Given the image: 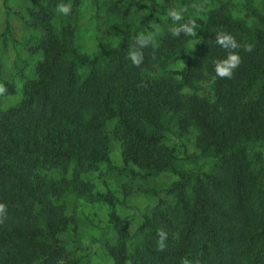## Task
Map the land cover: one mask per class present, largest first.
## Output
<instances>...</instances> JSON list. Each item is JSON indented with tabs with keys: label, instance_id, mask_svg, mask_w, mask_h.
Here are the masks:
<instances>
[{
	"label": "trees",
	"instance_id": "16d2710c",
	"mask_svg": "<svg viewBox=\"0 0 264 264\" xmlns=\"http://www.w3.org/2000/svg\"><path fill=\"white\" fill-rule=\"evenodd\" d=\"M246 9L257 26L214 9L195 20L191 55L189 36L167 33L141 49L136 67L127 53L137 31L120 30L115 47L88 56L69 23L55 29V8L32 0L30 27L42 33L33 48L41 53L36 77L23 85L18 103L0 108V204L6 207L0 264H77V223L60 202L73 195L110 201L80 180L101 166L130 178L177 177L163 190L171 201L157 195L131 246L128 223L111 217L115 240L103 246L113 264H264V13L250 0ZM219 32L241 45L231 79L214 71L213 62L227 55L215 43ZM177 61L185 62L182 70H168ZM1 86L0 101L13 93L8 83ZM173 129L195 132L199 156L179 158L168 144ZM112 138L121 143L122 167L111 161ZM182 162L211 168L183 171ZM160 229L167 233L164 251L157 250Z\"/></svg>",
	"mask_w": 264,
	"mask_h": 264
},
{
	"label": "rangeland",
	"instance_id": "374dc122",
	"mask_svg": "<svg viewBox=\"0 0 264 264\" xmlns=\"http://www.w3.org/2000/svg\"><path fill=\"white\" fill-rule=\"evenodd\" d=\"M38 4H50L54 10L52 19L56 30L69 23L74 29V37L81 53L93 56L102 49L117 45L120 30L137 31V34L152 35L156 46L161 37L170 33L169 28L175 23L188 20H205L214 9L224 7L235 19H241L248 27L257 26V20L246 9V0H35ZM254 11L264 13V0H250ZM32 0H0V86L3 82L13 88L11 95L0 101V108L14 106L22 98L23 85L35 79V67L41 59V53L33 50L39 46L42 33L39 28H32ZM58 4L71 5V12L65 16L56 11ZM129 4L130 9L124 12ZM171 9H183L184 19L173 22L168 16ZM149 22L155 23L150 25ZM29 24V25H28ZM197 25V24H196ZM198 36V25L196 28ZM197 36L190 37L185 45V53L191 55L197 43ZM184 61H177L168 66V70L180 71ZM168 144L173 145L179 158L199 156L195 147V132L179 135L176 129L168 136ZM111 161L114 166L122 167L121 143L111 139ZM198 166L209 171L210 163H178L179 169L188 171ZM137 171V170H136ZM55 180L60 174L53 175ZM86 183L91 194L110 196L106 202H89L76 196H68L60 204L67 216H72L77 223L78 235L72 249L77 264H113L107 255L104 241L114 242L115 234L111 227V217L128 223L129 246L133 235L142 223L143 215L155 205L157 195L166 201L163 190L168 188L177 177L163 173L154 178L143 179L129 176L101 166L99 170L80 178ZM73 248V247H72Z\"/></svg>",
	"mask_w": 264,
	"mask_h": 264
},
{
	"label": "clouds",
	"instance_id": "9594fccd",
	"mask_svg": "<svg viewBox=\"0 0 264 264\" xmlns=\"http://www.w3.org/2000/svg\"><path fill=\"white\" fill-rule=\"evenodd\" d=\"M56 11L65 16L71 12V5L69 4H58ZM183 9L176 10L171 9L168 12V16L173 22H180L184 19ZM150 25L155 23L149 22ZM196 22L195 20H188L186 23H175L174 26L169 28V32L174 37H179L181 33L185 36L196 37ZM153 36L140 34L135 38L133 46L127 53V58L131 60L132 64L139 67L143 63V52L141 49L148 47L152 43ZM215 43L225 49L227 55L226 58L214 61V71L217 77L224 79H231L233 77L234 70L238 68L241 63V57L235 51L240 48L241 45L236 41L235 37L226 32H219L216 35ZM244 50L250 52L252 50L251 45H244ZM5 91L3 86H0V93ZM6 214V207L4 204H0V223H3ZM159 237L157 241V250L164 251L166 248L165 241L167 239V233L160 229L157 232ZM182 264H190L187 259L182 260Z\"/></svg>",
	"mask_w": 264,
	"mask_h": 264
}]
</instances>
